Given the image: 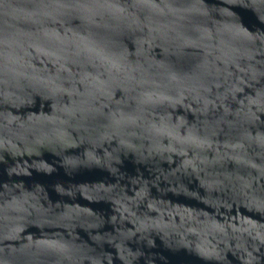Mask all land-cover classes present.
Wrapping results in <instances>:
<instances>
[{
    "label": "water",
    "instance_id": "water-1",
    "mask_svg": "<svg viewBox=\"0 0 264 264\" xmlns=\"http://www.w3.org/2000/svg\"><path fill=\"white\" fill-rule=\"evenodd\" d=\"M0 264H264V0H0Z\"/></svg>",
    "mask_w": 264,
    "mask_h": 264
}]
</instances>
